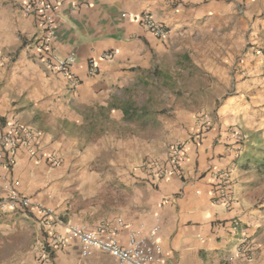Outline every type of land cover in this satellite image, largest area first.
<instances>
[{
    "label": "crops",
    "instance_id": "0c3cea01",
    "mask_svg": "<svg viewBox=\"0 0 264 264\" xmlns=\"http://www.w3.org/2000/svg\"><path fill=\"white\" fill-rule=\"evenodd\" d=\"M26 1L0 0V139L13 119L39 133L36 157L20 148L14 166L7 165L0 147V235L24 240L12 258L24 259L21 264H116L100 250L84 257L79 241L68 238L61 245L55 235L67 237L73 225L94 228L123 220L143 233L158 224L168 264H264V174L259 171L264 167V0H67L56 14L51 45L60 56L76 54L74 88L40 61L41 30L21 11ZM143 12L165 25L166 38H154L134 19ZM109 53L113 60H104ZM92 61L96 75H90ZM157 69L182 74L184 95L207 98L203 114L212 116L195 120L198 138L166 140L157 149L161 154L146 152L141 135L125 138L126 146L129 141L135 146L124 154L140 162L132 177L122 178L125 193H131L124 209L131 214H118L110 205L76 204L74 191L83 200L94 196L79 187L81 177L107 178L95 194L122 177L90 173L80 163H92L103 153L87 150L92 144L109 141L114 149L113 141L123 143L121 135L107 131L125 122L118 97ZM199 80L204 81L199 87L189 84ZM92 126L103 131L89 143L85 131ZM239 131L247 138L242 144ZM179 144L182 151L174 159L171 148ZM52 157L61 165H52ZM160 167L170 174L158 177ZM222 172L231 174L228 183L220 180ZM10 186L53 209V227L36 210L11 208ZM221 188L233 198L229 207L212 203ZM128 233L125 228L118 233L123 246Z\"/></svg>",
    "mask_w": 264,
    "mask_h": 264
},
{
    "label": "built area",
    "instance_id": "2783aa9c",
    "mask_svg": "<svg viewBox=\"0 0 264 264\" xmlns=\"http://www.w3.org/2000/svg\"><path fill=\"white\" fill-rule=\"evenodd\" d=\"M170 1L172 3L180 2V0ZM66 2L67 0H28L21 5V11L27 16L34 17L40 27L41 33L37 42L38 50L40 51V61L50 72L68 79L74 88L78 84L73 72V68L77 64L76 54L72 53L66 57L60 56L52 50L51 45L57 35L56 14ZM123 16L126 17L127 15ZM134 19L154 38L161 40L168 36L169 32L165 25L158 23L150 13L143 12ZM102 58L104 60H113L114 54H104ZM98 71V66L92 61L90 75H96ZM206 127L207 124H204L202 130ZM199 135V133L195 134L192 139L198 138ZM38 137L39 133L36 130L22 124L18 119L10 121L6 125L0 139L2 156L7 165H15L16 156L20 148L27 150L30 156L36 157L38 153ZM236 139L238 143L242 144L246 136L239 131L236 133ZM181 151L182 147L179 144L176 147H172L170 153L176 159ZM49 160L54 166H60L62 163L57 157H52ZM151 166L154 167L156 165L153 164ZM156 173L160 178L170 174L169 170L163 167H160ZM218 176L223 183H228L231 178L229 172H222ZM232 202L233 198L228 191L225 188H221L215 193L212 203L229 207ZM7 203L11 208L20 207L24 210L40 212L48 227H53L57 221V216L53 209L45 207L32 197L22 195L12 186L7 187ZM123 228L129 230L127 243L124 246L120 244L118 239V233ZM159 230L160 226L157 224L147 233H143L142 227L139 229L130 228L123 220H118V222L113 224L101 222L94 228H88L82 224L73 225L68 228L67 237H57L55 235V239L61 245L66 244L68 238L79 241L84 257H90L96 250H100L111 255L116 264H168V256L165 254L161 241L158 239Z\"/></svg>",
    "mask_w": 264,
    "mask_h": 264
},
{
    "label": "rangeland",
    "instance_id": "374dc122",
    "mask_svg": "<svg viewBox=\"0 0 264 264\" xmlns=\"http://www.w3.org/2000/svg\"><path fill=\"white\" fill-rule=\"evenodd\" d=\"M172 76L175 77L176 80H174ZM172 76L168 71L157 69L156 71H152V73L143 74L142 77H139L131 83L132 88L130 90L121 93V96L118 97L120 106L123 109L132 108L137 112V116L131 121L124 120L125 122L118 127L112 125L107 131L113 135H121L122 138L119 139L123 140V143L120 144L118 141H113L114 149H111L109 146V141H103L95 146H93V144L88 146L87 150L90 152L103 153L98 157V160L92 163L87 164L81 162L79 168L90 173L97 170L107 171L114 173L115 176L121 175L122 177H114V179L111 180L110 189H100L101 192L97 194H95V191L99 188L98 186L101 180L105 181L107 178L105 176H100L99 178L90 180L88 176L81 177V186L79 187L82 190H87L85 193L86 195L92 194L94 196L91 200H83L82 196H77V193L74 191L76 204L110 205L115 210L114 212L118 214H131V211H125L124 209V202L131 193H125L126 183L122 178H124V176L128 177L129 175L132 177L133 175L131 172H135L140 162L137 164L133 156L124 154L126 147L130 145L135 146L134 141H129L126 146V142L124 141L125 138H131L132 136L138 137L141 135V139L146 142L144 145L146 147V152H149L151 149L161 150V148L165 146L166 140L177 139L176 141H179L180 139L184 140L187 136L193 138V136L198 133L194 128L195 120L200 121V119L206 115L212 116V114H203L204 107L208 101L207 98L185 96L183 90L185 84L183 75L172 73ZM178 79L180 80L178 81ZM203 83L204 81L202 80L189 82L190 85L196 87H199ZM102 131L103 129H98L97 126L88 128L85 134L88 137V141H90L89 143L98 138ZM105 147L110 149L109 152L101 151V149ZM159 150H157V152L161 154L162 152H159ZM110 160L113 161L112 164L109 163ZM117 170H119L120 173H116ZM74 180H76V177ZM106 183H108V180ZM77 187L78 186L75 184L73 188L76 189ZM88 190L94 191L89 193ZM103 213L108 212L104 210ZM139 226H142V224ZM8 239V237L0 235V264L23 263L24 259L12 258V256L15 252L19 251L21 247H24V240L18 238L17 241L20 242L17 243L9 241Z\"/></svg>",
    "mask_w": 264,
    "mask_h": 264
},
{
    "label": "trees",
    "instance_id": "16d2710c",
    "mask_svg": "<svg viewBox=\"0 0 264 264\" xmlns=\"http://www.w3.org/2000/svg\"><path fill=\"white\" fill-rule=\"evenodd\" d=\"M137 116V112L133 110L132 108H124V120L125 121H131L135 119ZM260 173L264 174V167L259 170Z\"/></svg>",
    "mask_w": 264,
    "mask_h": 264
}]
</instances>
